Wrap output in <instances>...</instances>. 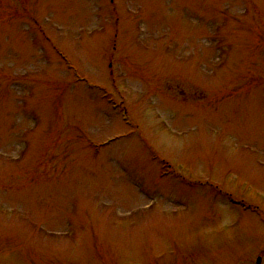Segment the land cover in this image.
<instances>
[{"label": "rangeland", "instance_id": "374dc122", "mask_svg": "<svg viewBox=\"0 0 264 264\" xmlns=\"http://www.w3.org/2000/svg\"><path fill=\"white\" fill-rule=\"evenodd\" d=\"M256 210L264 0H0V264H224Z\"/></svg>", "mask_w": 264, "mask_h": 264}, {"label": "flooded vegetation", "instance_id": "af4514ba", "mask_svg": "<svg viewBox=\"0 0 264 264\" xmlns=\"http://www.w3.org/2000/svg\"><path fill=\"white\" fill-rule=\"evenodd\" d=\"M260 259V262L259 264H264V249H261L257 252V254H255L254 256V262L253 263H247V264H256V260L257 259ZM233 264H244L242 262H236V263H233Z\"/></svg>", "mask_w": 264, "mask_h": 264}]
</instances>
